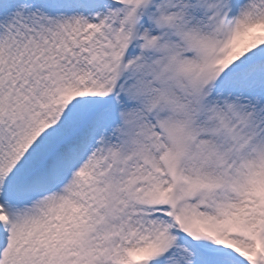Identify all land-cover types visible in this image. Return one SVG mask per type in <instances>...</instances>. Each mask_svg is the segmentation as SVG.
I'll use <instances>...</instances> for the list:
<instances>
[{"label":"snow or ice","instance_id":"6c2138e0","mask_svg":"<svg viewBox=\"0 0 264 264\" xmlns=\"http://www.w3.org/2000/svg\"><path fill=\"white\" fill-rule=\"evenodd\" d=\"M0 264H264V0H0Z\"/></svg>","mask_w":264,"mask_h":264}]
</instances>
